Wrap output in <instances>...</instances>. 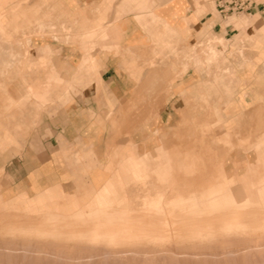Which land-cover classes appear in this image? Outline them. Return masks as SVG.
<instances>
[{"label": "rangeland", "instance_id": "374dc122", "mask_svg": "<svg viewBox=\"0 0 264 264\" xmlns=\"http://www.w3.org/2000/svg\"><path fill=\"white\" fill-rule=\"evenodd\" d=\"M199 1L201 6H194L196 15L206 16L208 23L220 22L239 31L250 27V68H253L250 78L239 83L232 66L237 59L247 61V57L239 58L234 52L244 50L234 40L224 41L208 31L201 43L196 44V51L184 58L186 64L199 66L202 58L199 56L205 54L210 63L206 103L202 100L186 104L188 111L180 114L175 129L163 127L154 136L151 133L156 127L150 125L155 119L111 121L106 151L83 153L77 160L80 163L92 159L109 178L127 153L134 151L136 156L140 155L137 142L142 143L140 148H146L149 144L162 146L172 139L173 144L167 149L174 151L167 183L160 173L158 180L152 174L147 188L128 180L121 193L127 196L129 208L137 210L100 209L99 217L87 219L89 216L85 215L83 221L72 214L77 209L90 212L86 203L95 189L89 182L63 191L52 190V198L44 201L51 205L52 213L61 216L44 210H26L22 196L0 200V264H264V58L261 60L257 54L264 51V28L259 30L250 22L259 16L264 27V0H248L249 11L228 14L220 13L218 0ZM171 2H143L149 9L167 4L159 16L150 14L152 23L161 27L160 35L166 32H162V27L166 25L165 10ZM53 14L52 0H0V53L4 54L0 56V64L20 68L30 36L56 26ZM160 16L165 20L154 22ZM162 59L157 57L155 62L145 65V74ZM186 69L187 66L180 74ZM227 69L233 78L225 74ZM18 74L15 71V77ZM2 76L6 78V72H0ZM222 77L234 86L231 97L224 92ZM210 85L221 92L216 93ZM221 95L224 101L218 102ZM141 127L142 135H135ZM153 186L158 188L156 197H159L144 199L149 193L154 194ZM183 188L181 196L186 199L170 192ZM165 192L167 199H162ZM242 201L254 204L239 207ZM149 206H157L158 210L148 216ZM235 215H239L236 229L231 224ZM98 226L106 227L107 235L94 242L90 236ZM114 236L121 238L109 248L108 242Z\"/></svg>", "mask_w": 264, "mask_h": 264}, {"label": "crops", "instance_id": "0c3cea01", "mask_svg": "<svg viewBox=\"0 0 264 264\" xmlns=\"http://www.w3.org/2000/svg\"><path fill=\"white\" fill-rule=\"evenodd\" d=\"M52 2L56 21L53 30L30 36L17 70L0 64V72H6V78H0V200L22 196L26 210L58 215L44 201L52 198V190L63 191L89 182L95 189L86 203L91 210H137L129 208L127 196L121 193L124 184L133 180L147 188L152 174L158 180L159 173L167 183L174 155L167 149L172 139L162 146L149 144L146 148H140L142 143L137 142L140 155L127 153L109 178L92 159L77 162L80 155L106 151L111 121L155 119L150 125L156 127L151 133L154 136L163 127L174 130L175 121L187 111L186 104L206 103L210 63L205 54H200L199 66L186 64L184 58L196 51V44L208 31L224 41L234 40L244 50L234 52L239 58L247 57V61L237 59L232 66L239 83L246 82L253 73L250 27L239 31L220 22L208 23L206 16L196 15L197 0L193 5L192 0H173L165 10L168 16L162 32H166L161 35L160 25L152 23L150 14L159 16L167 4L149 9L145 0ZM160 17L154 22L165 20ZM250 22L259 30L264 28L259 16ZM257 54L264 58V51ZM157 57H163L160 64L145 74V65ZM229 70L225 74L233 78ZM15 71L19 72L17 77ZM221 81L231 97L232 82L225 77ZM219 101H224L222 95ZM241 103L243 107V98ZM135 135H142V127ZM152 190L154 194L144 199L156 198L158 188L153 186ZM184 191L170 189L186 199L181 196ZM161 198L167 199L166 192ZM78 211L82 210L72 215Z\"/></svg>", "mask_w": 264, "mask_h": 264}, {"label": "bare ground", "instance_id": "6f19581e", "mask_svg": "<svg viewBox=\"0 0 264 264\" xmlns=\"http://www.w3.org/2000/svg\"><path fill=\"white\" fill-rule=\"evenodd\" d=\"M200 4V5H199ZM196 7H199V6H201V3H200V1L199 0H197V2L194 4ZM50 24V23H49ZM52 24V23H51ZM48 26V25H47ZM51 26V25H50ZM97 39V38H96ZM93 40H95V39H93ZM92 40V41H93ZM103 40H104V38H103ZM95 43H97V42H95ZM98 43H99V41H98ZM101 43H103V42H101ZM101 43H99L100 45H101ZM214 54V53H213ZM211 55H212V52H211ZM258 105V104H257ZM257 108V107H256ZM258 109V108H257ZM188 111V110H187ZM263 143V142H262ZM262 143H260V144H262ZM259 144V145H260ZM162 148V147H161ZM259 149V148H258ZM168 151V150H167ZM166 155V154H165ZM167 155H168V153H167ZM166 155V156H167ZM162 157V156H161ZM169 159V158H168ZM235 167V166H234ZM213 188V187H212ZM211 189V188H210ZM211 191H212V189H211ZM210 191V192H211ZM217 191V190H216ZM222 191V190H221ZM210 192L208 193V194H210ZM224 192H226V191H224ZM207 193H205V194H207ZM212 193V192H211ZM217 193V192H216ZM257 193H258V191H257ZM257 193H256V195H257ZM208 194H207V197H208ZM214 194V193H213ZM193 196V195H192ZM202 196V195H201ZM159 197V196H158ZM195 197V196H194ZM206 197V196H205ZM206 197V198H207ZM211 196H209V198H210ZM215 197H218V196H215ZM257 197H258V195H257ZM157 198V197H156ZM203 198V197H202ZM208 198V199H209ZM213 197H211V199H212ZM159 199V198H158ZM192 199V198H191ZM191 199H189V201L191 200ZM194 199V198H193ZM204 199V198H203ZM214 199V198H213ZM222 199H224V198H222ZM227 200H228V198H226ZM231 199V198H230ZM229 199V200H230ZM234 199V198H233ZM233 199H232V202H233ZM244 199V198H243ZM251 199V198H250ZM259 199V198H258ZM257 199V200H258ZM188 200V199H187ZM196 201H197V199H195ZM200 200H201V198H200ZM225 200V199H224ZM236 200V199H235ZM242 200V199H241ZM245 200V199H244ZM243 200V201H244ZM252 200V199H251ZM256 200V201H257ZM165 201V200H164ZM178 201H181V199L180 200H178ZM193 201V200H192ZM237 201V200H236ZM242 201V202H243ZM153 202V201H152ZM156 202V201H155ZM183 202H184V200H183ZM188 202V201H187ZM224 202V201H223ZM225 202H226V200H225ZM163 203H165V202H163ZM185 203H186V201H185ZM194 203V202H193ZM227 203H228V201H227ZM235 203V202H234ZM236 204V203H235ZM249 204V203H248ZM247 203H246V201H245V203L243 202V203H241V204H239L238 206L239 207H243L244 205H248ZM252 204H254L253 202L251 203V201H250V204H249V206L250 205H252ZM172 205V204H171ZM256 205V204H255ZM227 209V208H226ZM158 210V208H157V206H149V207H147V212H146V214L149 216V215H153L156 211ZM229 210V209H228ZM144 212V211H143ZM145 213V212H144ZM99 214H100V209H96V210H91L89 213H84L83 211H78L77 213H76V215L77 216H79L80 218L79 219H81L82 221L83 220H85V219H83V217L85 216V215H87V216H89V218H87V219H91L92 217H99ZM91 216V217H90ZM238 218H239V215H235L234 216V218H233V220L231 221V224H232V227H236L237 228V226H238ZM109 220H111V219H109ZM230 224V223H229ZM240 227V226H239ZM242 227V226H241ZM235 228V229H236ZM242 228H246L245 226L244 227H242ZM114 229L115 230H117V231H121V229L120 228H118L117 226H114ZM106 230H107V228L106 227H101V226H98L96 229H95V231L91 234V239L94 241V242H97V241H99V240H101V239H103V238H105L106 237ZM243 234V233H242ZM119 238H121V236H114L113 238H111V240L108 242L109 244H108V247L109 248H112V247H114L116 244H114V241H116V240H119ZM202 238H203V236H202ZM201 238V239H202Z\"/></svg>", "mask_w": 264, "mask_h": 264}, {"label": "built area", "instance_id": "2783aa9c", "mask_svg": "<svg viewBox=\"0 0 264 264\" xmlns=\"http://www.w3.org/2000/svg\"><path fill=\"white\" fill-rule=\"evenodd\" d=\"M218 9L224 14L249 11L250 3L248 0H218Z\"/></svg>", "mask_w": 264, "mask_h": 264}]
</instances>
